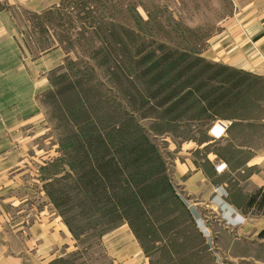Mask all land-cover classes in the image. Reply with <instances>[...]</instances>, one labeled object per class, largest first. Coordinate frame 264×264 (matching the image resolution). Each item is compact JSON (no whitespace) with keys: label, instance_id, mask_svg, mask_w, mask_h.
<instances>
[{"label":"rangeland","instance_id":"rangeland-1","mask_svg":"<svg viewBox=\"0 0 264 264\" xmlns=\"http://www.w3.org/2000/svg\"><path fill=\"white\" fill-rule=\"evenodd\" d=\"M247 1L60 0L42 14H23L18 25L26 47L35 53L61 46L64 57L48 72L47 86L37 96L39 117L22 129L21 139L8 151L18 160L0 163L5 172L0 202H6L7 216L34 218L37 213L39 219L54 218L55 228L63 225L70 235L63 246L68 264H114L108 250L121 249L122 244H112L118 236L143 247L151 264L188 261L182 256L190 242L183 249L185 243L178 239L198 232L181 181L190 167L208 170V148L202 144L211 122L236 114L231 108L239 104L264 106V87L250 73H232L229 82H221L229 73L224 72L205 90L217 88L218 95L235 82L231 103L226 97L203 110L206 102L194 95L170 112V104L156 105L164 92L152 94L149 79L169 63L160 59L164 53H171L172 61L181 59V65L195 56L206 60L221 25ZM158 115L165 116L155 119ZM143 135L155 146L162 171L154 152L147 150L135 160L144 148ZM87 140L108 144L107 149L86 155ZM102 161L104 172L97 168ZM90 174L98 186L95 197ZM254 260L249 259L261 264Z\"/></svg>","mask_w":264,"mask_h":264},{"label":"crops","instance_id":"crops-1","mask_svg":"<svg viewBox=\"0 0 264 264\" xmlns=\"http://www.w3.org/2000/svg\"><path fill=\"white\" fill-rule=\"evenodd\" d=\"M59 1L0 0V163L18 160L8 151L39 117L37 96L47 86L48 72L64 57L61 46L29 50L18 19L42 14ZM221 26V36L212 40L204 58L250 73L264 87V0H248ZM231 109L236 114L218 117L207 128L202 145L208 148V170L190 167L188 174L187 168L180 173L187 176L181 181L191 199L185 206L198 232L178 239L183 249L190 242L183 264L264 263V106ZM219 164L223 168L217 171ZM6 211L1 201L0 264H68L63 246L70 235L63 225L55 228L54 218L39 219L37 213L34 218L8 217ZM197 223L215 234L203 232ZM113 243L122 244L119 251L108 250L114 264H151L149 253L132 239L125 243L118 236Z\"/></svg>","mask_w":264,"mask_h":264},{"label":"trees","instance_id":"trees-1","mask_svg":"<svg viewBox=\"0 0 264 264\" xmlns=\"http://www.w3.org/2000/svg\"><path fill=\"white\" fill-rule=\"evenodd\" d=\"M180 56L182 57V59L183 58L186 59L187 57H189L187 54H180ZM171 58H172L171 53H164L162 55L160 59H163V61H169V63H167L162 70L155 72L152 78L149 79V84H148L149 89L153 88V90H155L153 91L152 94L158 93L160 91L162 92L163 90L164 95L161 98V100L157 102L156 105L162 107L165 104H170V106L172 107L169 110L170 112H172L173 107H175L178 104L177 102L186 99L189 100V98L194 95H196L200 101L206 102L205 103L206 107L203 110H206L207 107L213 108L218 101L226 97L228 98V95H230L232 90L237 86V84L233 82L230 84V88L228 89L226 88L224 92H222L221 94L214 95V92L217 90V88L211 87L210 89L208 88L207 90H205V87L207 86L208 82L215 80L217 77L221 76L224 72H229V73L223 76L219 81L224 83L229 82L231 74L238 73L239 71L231 69L224 65H219V64L216 65L215 63L211 61H206L198 56L192 57V61H188L183 65H181V59L179 60V58H176L172 61ZM159 60L158 62H155L152 65L153 70L157 68V65L160 64ZM201 62H203V65H201L199 70H196L193 73L192 69L202 64ZM215 66L218 67L216 70L207 73L208 70L213 69ZM239 73L243 74L244 76H247V74L244 72L243 73L239 72ZM203 75H205L206 77L203 78L202 77ZM197 80H199V82H197ZM159 82L160 84L158 85ZM179 94H182V96H179ZM154 97L156 96H153V98ZM227 101H228L227 103H231L232 98L229 97ZM145 115L146 114L144 113L143 116L145 117ZM164 116L165 115H158L155 119L164 118ZM99 136L100 135H97V137ZM142 139L144 141V148L141 147L140 149L137 150V152L134 155L136 157L135 160H139L141 157H143L144 152H146L147 150H149L150 153L154 152L156 153V157H157L156 166L160 171H162L163 168L162 162L160 160L159 155L157 154L155 146L144 135L142 136ZM107 145L108 144L100 145L97 142L93 143L91 142V140H87L86 144H84V153L86 155L90 154L92 156H95L96 154H98V151H96L98 148H104L103 151L105 152V149H107L106 147ZM97 168H99L102 172H104L106 170L105 169L106 165L102 161L98 163ZM90 172L94 173L92 169H90ZM89 179H90L88 180L89 188L91 187L92 189L91 196L95 197L97 194L98 186L96 185L95 178L91 177V174Z\"/></svg>","mask_w":264,"mask_h":264},{"label":"built area","instance_id":"built-area-1","mask_svg":"<svg viewBox=\"0 0 264 264\" xmlns=\"http://www.w3.org/2000/svg\"><path fill=\"white\" fill-rule=\"evenodd\" d=\"M222 168H223V167H222V164H219L218 166H216V170H217V171H220Z\"/></svg>","mask_w":264,"mask_h":264}]
</instances>
